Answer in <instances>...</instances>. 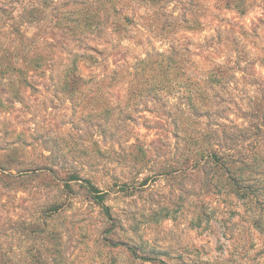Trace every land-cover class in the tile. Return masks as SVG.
Segmentation results:
<instances>
[{"label": "rangeland", "instance_id": "1", "mask_svg": "<svg viewBox=\"0 0 264 264\" xmlns=\"http://www.w3.org/2000/svg\"><path fill=\"white\" fill-rule=\"evenodd\" d=\"M40 9L43 20L24 31L54 43L45 75L31 73L34 87L17 96L0 83V264H264V226L243 201L162 174L194 81L230 65L215 78L229 85L218 102L264 90V0H48ZM93 21L103 25L82 26ZM162 60L172 89L150 90L155 81L138 68Z\"/></svg>", "mask_w": 264, "mask_h": 264}, {"label": "trees", "instance_id": "2", "mask_svg": "<svg viewBox=\"0 0 264 264\" xmlns=\"http://www.w3.org/2000/svg\"><path fill=\"white\" fill-rule=\"evenodd\" d=\"M31 2L32 0H0V83H4L10 90L14 89L15 96L18 95L16 92L20 93L24 88L34 87L31 73L39 77L45 75L43 69L48 66L51 58L45 53L44 47L54 44L47 37L35 40V35H28L24 31V26L43 20L44 11L40 8H46L48 4V0H40L35 5ZM52 3L54 1L49 4ZM18 5L21 6L19 10ZM84 25L96 30L103 24L93 21L82 26ZM7 38L10 39L6 42ZM159 58L162 56L159 55ZM170 63L175 64L176 61L171 59ZM228 66L230 65L211 70L206 76L208 79L202 84L193 82V85L198 86L190 90V93L196 101L189 99L187 114H183L186 119L183 124L175 125L178 128L176 153L172 157V166L162 174L199 179L205 195L213 199L237 197L244 202L246 209H250L252 225L261 230L264 226V90L256 94L252 102H218L217 90L229 85H222L215 78L217 75L220 77L219 73L224 69L231 71ZM169 69L170 66L166 67L163 60L160 63L145 61L140 63L138 74L146 73L155 81V85H150L153 87L150 90L166 91L172 89L163 80ZM223 105L231 110L230 115L220 114L219 108ZM231 115H235L236 120H232ZM239 120L242 123L238 124ZM72 180L81 179L76 176ZM90 189L95 190L97 200L104 204V195H99L100 191L92 184ZM108 210L106 207L110 214ZM200 215L204 213H199L196 217Z\"/></svg>", "mask_w": 264, "mask_h": 264}]
</instances>
